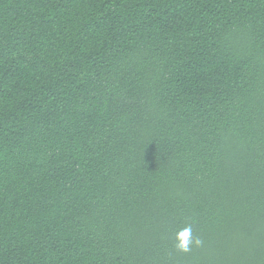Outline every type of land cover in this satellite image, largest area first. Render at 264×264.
Listing matches in <instances>:
<instances>
[{"label":"trees","instance_id":"16d2710c","mask_svg":"<svg viewBox=\"0 0 264 264\" xmlns=\"http://www.w3.org/2000/svg\"><path fill=\"white\" fill-rule=\"evenodd\" d=\"M0 264H264V0H0Z\"/></svg>","mask_w":264,"mask_h":264},{"label":"clouds","instance_id":"9594fccd","mask_svg":"<svg viewBox=\"0 0 264 264\" xmlns=\"http://www.w3.org/2000/svg\"><path fill=\"white\" fill-rule=\"evenodd\" d=\"M203 243L204 241L200 237L194 235L191 224L181 228L174 235V247L183 253L191 251L193 247H200Z\"/></svg>","mask_w":264,"mask_h":264}]
</instances>
